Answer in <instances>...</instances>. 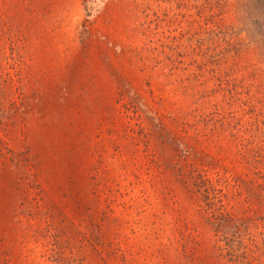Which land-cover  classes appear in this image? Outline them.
Wrapping results in <instances>:
<instances>
[{"label": "rangeland", "instance_id": "374dc122", "mask_svg": "<svg viewBox=\"0 0 264 264\" xmlns=\"http://www.w3.org/2000/svg\"><path fill=\"white\" fill-rule=\"evenodd\" d=\"M0 264H264V0H0Z\"/></svg>", "mask_w": 264, "mask_h": 264}]
</instances>
